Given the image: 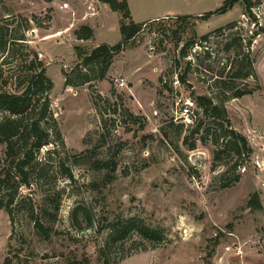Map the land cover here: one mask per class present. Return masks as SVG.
<instances>
[{
	"label": "rangeland",
	"instance_id": "obj_1",
	"mask_svg": "<svg viewBox=\"0 0 264 264\" xmlns=\"http://www.w3.org/2000/svg\"><path fill=\"white\" fill-rule=\"evenodd\" d=\"M223 1L126 0L142 31L102 81L69 87L64 72L120 42L119 13L92 0H0L1 43L14 42L0 54L3 90H22L32 51L52 82L50 143L10 214L0 209V264H264V0L196 18ZM82 25L88 40L75 36ZM244 54L254 80L232 79ZM195 96L223 106L248 153L216 157L221 119L211 124ZM132 218L162 239L109 238L115 220Z\"/></svg>",
	"mask_w": 264,
	"mask_h": 264
},
{
	"label": "trees",
	"instance_id": "obj_2",
	"mask_svg": "<svg viewBox=\"0 0 264 264\" xmlns=\"http://www.w3.org/2000/svg\"><path fill=\"white\" fill-rule=\"evenodd\" d=\"M96 1L108 5L110 10L119 13L121 40L113 46L100 44L81 57L80 63L74 69H71L70 72H64L63 76L66 86L76 87L90 84L93 81H102L112 64L113 58L124 51L126 45L135 39L146 23H135L131 19L126 0ZM237 1H242L246 8L251 7L253 4L251 0H224L218 9L196 16V18L206 20L213 15L224 14ZM215 31H219V29ZM92 35V29L86 25L80 26L75 31V36L79 40H88ZM206 37L207 35H204L201 39L206 40ZM17 40L23 41L24 39L21 36ZM237 40L240 41L239 36H237ZM12 43L14 42L9 44L6 42L1 43L0 38V54L7 53L12 56L14 52ZM190 44H186L183 48L188 47ZM231 47V42L226 44L227 50L231 49ZM248 48L249 42L246 45L247 53ZM180 52L183 53L184 50L181 49ZM31 53L33 54V59L28 63L26 78L21 83L22 90L19 93L4 91L3 88L8 85L6 80L0 83V114L5 113V116L0 117V147H2V155L0 157V209H4L8 214H10V206L17 195L18 187L21 185L30 187L28 178L29 172L33 168L35 154L43 146L50 143L49 133L43 128L42 124L46 118L48 121L51 117L48 95L52 89V82L45 76L44 66L38 60L36 52L32 51ZM238 56L239 54H237ZM230 69L232 79H255L252 70V60L249 59L247 54H244L241 58H236L233 67H229ZM3 73L0 66V79ZM248 93L250 91L236 89L232 95L239 98ZM193 99L196 107L200 110V114L205 118L212 119L211 124L214 125L216 119H221V123H223L215 124L219 126L222 137L220 145L218 144V136L213 138V144L219 148L215 153L216 157H218L220 152H225L226 150L234 152L238 157L248 153L246 140L232 128L222 105L215 104L210 98L205 96H195ZM197 128L199 129L198 125ZM197 130L195 133H197ZM192 148L193 145H191ZM109 231V238L116 240H123L131 232L138 233L146 241H160L162 239L159 230L146 226L141 220L133 218L122 222L115 220L109 226Z\"/></svg>",
	"mask_w": 264,
	"mask_h": 264
},
{
	"label": "built area",
	"instance_id": "obj_3",
	"mask_svg": "<svg viewBox=\"0 0 264 264\" xmlns=\"http://www.w3.org/2000/svg\"><path fill=\"white\" fill-rule=\"evenodd\" d=\"M63 5H64V7H67L66 3H64ZM113 82H114V84H115L116 86H118L119 88H123V87L126 86L124 80L121 79V78H114V79H113Z\"/></svg>",
	"mask_w": 264,
	"mask_h": 264
},
{
	"label": "crops",
	"instance_id": "obj_4",
	"mask_svg": "<svg viewBox=\"0 0 264 264\" xmlns=\"http://www.w3.org/2000/svg\"><path fill=\"white\" fill-rule=\"evenodd\" d=\"M93 3H97V5H102L100 2H98V1H96V0H92V4L91 5H93ZM95 7H97V6H95ZM131 19H132V17H131ZM133 20V19H132ZM135 22V21H134ZM135 23H137V22H135Z\"/></svg>",
	"mask_w": 264,
	"mask_h": 264
}]
</instances>
